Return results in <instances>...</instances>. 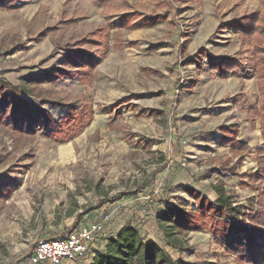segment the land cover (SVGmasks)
I'll use <instances>...</instances> for the list:
<instances>
[{"label":"rangeland","instance_id":"rangeland-1","mask_svg":"<svg viewBox=\"0 0 264 264\" xmlns=\"http://www.w3.org/2000/svg\"><path fill=\"white\" fill-rule=\"evenodd\" d=\"M128 2L127 11L102 0L0 7V80L19 86L32 78L40 101L94 109L91 124L65 144L0 123V264H28L39 241L65 238L103 214L111 216L104 233L86 259L69 264H87L131 218L174 260L237 264L207 229L189 235L191 253L168 247L153 214L177 203L196 210L187 189L214 202L219 180L236 205L264 192V177L250 181L264 173V113L248 116L260 105L264 36L257 45L243 43L233 25L264 14V0H175V17L165 0ZM105 51L94 70L63 65L71 54ZM211 58L239 67L222 77ZM222 126L238 128L244 147L225 146ZM225 160L236 164L237 176L219 171Z\"/></svg>","mask_w":264,"mask_h":264},{"label":"trees","instance_id":"trees-1","mask_svg":"<svg viewBox=\"0 0 264 264\" xmlns=\"http://www.w3.org/2000/svg\"><path fill=\"white\" fill-rule=\"evenodd\" d=\"M33 0H0V7L14 9L19 2ZM172 15L175 17L178 10L175 0H165ZM104 3H118L122 10L130 7L128 0H102ZM129 13L123 14L124 19ZM243 43L258 44L260 36H264V14L252 13L239 18L234 24ZM202 50L198 58L202 64ZM107 56H87L86 54H71L65 59V67L88 68L94 70ZM213 69L218 75L225 77L226 68H238V64L229 58L222 60L212 59ZM189 62V60H187ZM199 64L201 68L202 65ZM264 80V79H263ZM264 82V81H263ZM36 83L35 79L25 78L19 86L7 84L0 80V123L15 133H24L32 137L41 132L47 138L65 144L81 135L91 124L94 117L92 105L65 104L50 101H40L29 88ZM261 100L259 107L249 108V119L255 121L264 113V84H260ZM38 100H36V99ZM50 107V108H48ZM54 112V113H53ZM221 139L225 146L238 149L244 147L238 141L239 130L235 127L222 126ZM147 144V142H146ZM225 160L220 166L222 174L232 173L237 176V166H228ZM264 177L259 172L250 181L257 183ZM217 199L211 202L192 189L186 192L194 197L198 207L191 210L181 203L168 204L156 216V223L168 247L179 253L192 251L189 244V235L207 229L215 237L216 243L235 256L237 264H264V192L259 196L249 198L248 205H236L235 197L228 192L226 184L219 180L212 185ZM134 193H125L116 202L124 197L136 196ZM110 200L105 199L98 208ZM63 239V238H62ZM91 264H194L183 259L174 260L159 244L146 240L136 227L121 228L114 236L106 239L102 252L94 254Z\"/></svg>","mask_w":264,"mask_h":264},{"label":"built area","instance_id":"built-area-1","mask_svg":"<svg viewBox=\"0 0 264 264\" xmlns=\"http://www.w3.org/2000/svg\"><path fill=\"white\" fill-rule=\"evenodd\" d=\"M110 220L109 214H103L99 221L75 229L63 239L39 241L28 264H64L86 259Z\"/></svg>","mask_w":264,"mask_h":264},{"label":"crops","instance_id":"crops-1","mask_svg":"<svg viewBox=\"0 0 264 264\" xmlns=\"http://www.w3.org/2000/svg\"><path fill=\"white\" fill-rule=\"evenodd\" d=\"M187 187H189L188 185H187ZM190 188V187H189ZM186 192V191H185ZM217 199V198H216ZM161 207H159V208H156L155 209V211H154V214H153V220H154V222H155V224H156V216L158 215V213L161 211ZM136 220L134 219V218H131V220L129 221V223H127V224H125V225H123V226H121L120 227V229L121 228H124V227H136V228H140L141 227V225L139 226L138 225V223L137 222H135ZM82 226H84V225H80L78 228H81ZM78 228H76V229H78ZM118 232V231H117ZM116 232V233H117ZM115 233V234H116ZM115 234H113V235H111V236H114ZM110 237V236H109ZM105 242H106V240L102 243V245H101V247H100V249H99V252H102L103 251V249H104V247H105ZM92 259H93V256L91 257V259L88 261V263L87 264H91L92 263ZM69 263H71V262H66V263H64V264H69Z\"/></svg>","mask_w":264,"mask_h":264}]
</instances>
